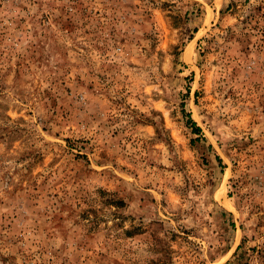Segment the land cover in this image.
<instances>
[{
	"label": "rangeland",
	"instance_id": "obj_1",
	"mask_svg": "<svg viewBox=\"0 0 264 264\" xmlns=\"http://www.w3.org/2000/svg\"><path fill=\"white\" fill-rule=\"evenodd\" d=\"M0 264H264V0H0Z\"/></svg>",
	"mask_w": 264,
	"mask_h": 264
},
{
	"label": "trees",
	"instance_id": "obj_2",
	"mask_svg": "<svg viewBox=\"0 0 264 264\" xmlns=\"http://www.w3.org/2000/svg\"><path fill=\"white\" fill-rule=\"evenodd\" d=\"M191 124H192L195 131H199V129L196 127V124L193 121H191Z\"/></svg>",
	"mask_w": 264,
	"mask_h": 264
}]
</instances>
